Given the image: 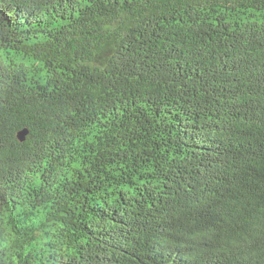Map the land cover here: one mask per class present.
Instances as JSON below:
<instances>
[{
    "label": "trees",
    "instance_id": "1",
    "mask_svg": "<svg viewBox=\"0 0 264 264\" xmlns=\"http://www.w3.org/2000/svg\"><path fill=\"white\" fill-rule=\"evenodd\" d=\"M0 264H264V0H0Z\"/></svg>",
    "mask_w": 264,
    "mask_h": 264
},
{
    "label": "water",
    "instance_id": "2",
    "mask_svg": "<svg viewBox=\"0 0 264 264\" xmlns=\"http://www.w3.org/2000/svg\"><path fill=\"white\" fill-rule=\"evenodd\" d=\"M27 134H28V132L26 130L20 132L19 135H18L19 140L20 141H25Z\"/></svg>",
    "mask_w": 264,
    "mask_h": 264
}]
</instances>
